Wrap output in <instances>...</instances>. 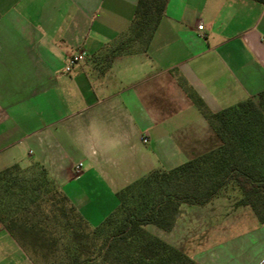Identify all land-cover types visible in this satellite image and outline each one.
Segmentation results:
<instances>
[{"label": "crops", "instance_id": "obj_1", "mask_svg": "<svg viewBox=\"0 0 264 264\" xmlns=\"http://www.w3.org/2000/svg\"><path fill=\"white\" fill-rule=\"evenodd\" d=\"M136 2L0 0V171L41 165L93 227L116 192L215 144L190 95L216 113L264 90V4L168 0L147 45L115 52ZM146 230L194 264H264L249 207L181 205L169 231ZM0 242L6 264H33L1 223Z\"/></svg>", "mask_w": 264, "mask_h": 264}, {"label": "trees", "instance_id": "obj_2", "mask_svg": "<svg viewBox=\"0 0 264 264\" xmlns=\"http://www.w3.org/2000/svg\"><path fill=\"white\" fill-rule=\"evenodd\" d=\"M264 4V0H248ZM168 0H137L128 36L116 51L137 41L147 45ZM216 142L172 169H154L116 192L118 205L90 226L44 168L13 165L0 171V223L33 264H194L193 259L146 230L169 231L181 205L206 206L228 186L242 193L235 206L249 207L264 223V90L254 98L208 112ZM36 169L27 185H11L12 175Z\"/></svg>", "mask_w": 264, "mask_h": 264}, {"label": "rangeland", "instance_id": "obj_3", "mask_svg": "<svg viewBox=\"0 0 264 264\" xmlns=\"http://www.w3.org/2000/svg\"><path fill=\"white\" fill-rule=\"evenodd\" d=\"M24 172L12 175L11 177V185L13 187H16L18 184L27 185V183L36 178L39 177L37 175V170L34 168H29L27 170H23ZM5 187L0 185V194L3 193V189ZM3 197L5 201L14 202L16 201L14 197L7 196L5 193H3ZM242 197L241 191H239L235 186L230 185L228 186L224 191H221V193L215 198V200L212 202L216 206V210H222V204H228L230 207H237L235 206V203ZM246 222V221H244ZM5 245H2L0 242V264H6L8 262V251H5Z\"/></svg>", "mask_w": 264, "mask_h": 264}, {"label": "built area", "instance_id": "obj_4", "mask_svg": "<svg viewBox=\"0 0 264 264\" xmlns=\"http://www.w3.org/2000/svg\"><path fill=\"white\" fill-rule=\"evenodd\" d=\"M198 29H202V25H198ZM84 58V54L83 53H78L74 56H72L69 61H68V64L67 66L65 67V72L69 73L70 70L72 69V67L77 64L78 62L82 61ZM144 142L147 141L146 138L143 139ZM83 164L82 163H78L76 166H75V172L76 173H79L80 169L82 168Z\"/></svg>", "mask_w": 264, "mask_h": 264}]
</instances>
